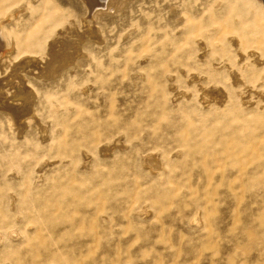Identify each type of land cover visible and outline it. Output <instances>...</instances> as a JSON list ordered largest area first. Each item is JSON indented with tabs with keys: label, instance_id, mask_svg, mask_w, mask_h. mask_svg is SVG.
Listing matches in <instances>:
<instances>
[{
	"label": "rangeland",
	"instance_id": "374dc122",
	"mask_svg": "<svg viewBox=\"0 0 264 264\" xmlns=\"http://www.w3.org/2000/svg\"><path fill=\"white\" fill-rule=\"evenodd\" d=\"M137 1L120 18L134 16L138 23L133 29L140 31L130 32L121 20L112 35L103 29L104 70L92 68L96 77L77 72L79 83L94 78L99 83L84 95L68 93L63 82L60 90L53 86L57 101L67 108L55 117L60 126L56 120L41 123L56 138L52 158L59 155L58 166L42 167L32 182L26 180L31 168L26 164L19 173L25 177L22 183L14 182L15 172L8 174V183L0 178V236L20 234L0 243V264H264V105L254 114L245 113L244 122L241 114L221 119L217 109L209 115L193 99L184 106L187 100L179 97L183 86L171 84L177 76L167 61L171 54L159 49L164 39L160 31L179 23L182 9L167 13V4L155 7L153 0H143L137 12ZM198 1L202 6L206 0ZM242 2L252 9V28L259 30L254 44L264 55V0ZM64 5L78 14L82 9L76 0ZM150 49L158 55L152 56ZM139 60L146 68L136 67ZM167 67L173 70L170 82L166 80L171 85L162 80ZM257 74H249L251 83ZM171 92L178 97L176 104L167 100ZM66 119L75 127L82 125L84 132L68 131ZM241 125L247 128L236 133ZM99 147L110 153L97 155ZM80 149L88 160L76 162ZM152 153L164 167L163 176L142 168L141 158ZM65 156L67 161H61ZM10 187L16 195L7 213L4 195Z\"/></svg>",
	"mask_w": 264,
	"mask_h": 264
},
{
	"label": "bare ground",
	"instance_id": "6f19581e",
	"mask_svg": "<svg viewBox=\"0 0 264 264\" xmlns=\"http://www.w3.org/2000/svg\"><path fill=\"white\" fill-rule=\"evenodd\" d=\"M65 1L67 0H0V144L2 146L0 153L3 154L0 156V178L7 183L10 179H8V174L12 173L11 175H13V172H15L14 182L22 183L25 177L27 181L32 182L42 167L48 164L54 168L58 166L59 155L52 158V148L56 146V138L51 137L49 134L52 133L48 131V126H44L43 129L44 123H41L44 120L46 124L51 125L56 118L58 119L57 114L60 115L63 110L65 113L67 108V104L64 108V104L61 105L57 101L56 94L58 92L52 91L53 86L57 87L56 90L59 87L60 90L63 82L65 83L64 89L68 93L86 94L92 84L99 83L97 79L92 78L95 75H91V69L98 67L100 71L104 70V67L101 70L103 58L100 52L106 47V38L102 30L111 34L117 22L121 20L129 24L131 32V29L135 30L133 27L138 23H135L136 19L133 22L134 16L127 15L128 17L120 18V14L125 13L126 8H129L128 5L133 3V0H76L82 5L79 14L74 13L75 10L71 6L64 5ZM198 2V0H153L152 2L155 7L161 3L167 4V13L176 14L179 9H182V13H179V23L175 20L170 25L163 26L161 31L158 29L161 39L164 38L159 41L161 50L159 51L162 53L164 50L166 55L171 54V59L167 61L172 63L174 70L172 71L177 73L171 84L176 81L178 85L183 86L184 90L179 91V97L182 101L187 100L184 106L190 102V99H193L191 103L194 102L202 110H206L205 112H208L209 115L217 109L222 113L221 115L218 111L221 119L225 116L231 118L241 114L242 116L238 118L244 122L246 121L243 116L245 113L254 114L256 108L264 105V55L261 53V49L254 44L253 37L259 30L252 28V19L249 13L252 9L249 10L242 0H206L202 6ZM143 4V0L137 1L136 7L139 10L137 12L142 10ZM153 5L151 4V6ZM111 16L113 18L108 20L107 18ZM161 20L163 19L161 18ZM139 29L138 27L135 31H140ZM220 30L222 35L216 39L217 32ZM158 32L155 36L158 35ZM118 37L121 43L123 37L120 38L119 35ZM116 44L115 46L119 45ZM154 45L152 46L154 47ZM155 51H151L152 56L155 55ZM166 55L164 54L168 58ZM121 56L123 55L121 54ZM130 61L133 64L132 59ZM139 61L136 67L144 68L145 61ZM114 63L116 65L117 61ZM106 66L108 67V65ZM131 66L133 71V65ZM113 68L115 69V66ZM168 69L167 67L162 80L166 81L172 77H170L172 71ZM78 71L84 72L85 75L89 73L92 77L88 78L93 80H86V75L84 77L86 81L82 80V83H79L77 80ZM251 72L258 73L252 83L248 78ZM63 75L64 79H62ZM168 82L166 81V84L171 85ZM174 95L175 92L168 94L167 100L176 104L178 97ZM80 96L78 98H81ZM233 109L235 110L233 111ZM218 112L216 111V114ZM57 123L58 120L55 121V124ZM60 125L58 123V126ZM64 125L68 131L73 128L74 132L71 130L73 133L78 135L80 132L79 135L82 134V125L78 126L77 124L75 127L68 119L64 120ZM33 126L36 131L33 130ZM246 128L241 125V127L232 130L241 133ZM5 132H8L10 137L2 136V134H6ZM6 144L10 145V149H4ZM44 144L50 146L49 150L40 149ZM71 148L70 145L69 151ZM7 149L9 153L5 158L4 152ZM96 151L97 155L102 154V156L110 153V149L106 147H99ZM41 153H47L51 157L47 159ZM60 154L62 156V153ZM30 156L31 158H28ZM67 157L60 159L64 161ZM76 159V162H84L89 159V156L81 150ZM141 163L145 172L163 176L164 167L154 153L142 157ZM24 164L31 167L28 169L29 172L25 171L28 172L25 177L19 174ZM84 165L83 163L82 166ZM27 166L25 167L27 168ZM6 194L4 196L8 200L6 205L8 213L14 208L16 192L14 188L10 187L6 190ZM19 236L18 232L1 235L0 243Z\"/></svg>",
	"mask_w": 264,
	"mask_h": 264
}]
</instances>
